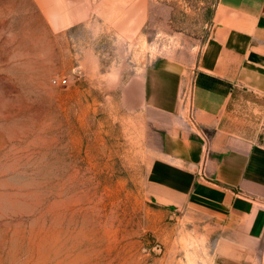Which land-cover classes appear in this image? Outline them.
<instances>
[{
  "label": "rangeland",
  "instance_id": "374dc122",
  "mask_svg": "<svg viewBox=\"0 0 264 264\" xmlns=\"http://www.w3.org/2000/svg\"><path fill=\"white\" fill-rule=\"evenodd\" d=\"M213 5L0 0V264H209L148 196L133 100L137 75L141 97L149 66L201 44Z\"/></svg>",
  "mask_w": 264,
  "mask_h": 264
},
{
  "label": "crops",
  "instance_id": "0c3cea01",
  "mask_svg": "<svg viewBox=\"0 0 264 264\" xmlns=\"http://www.w3.org/2000/svg\"><path fill=\"white\" fill-rule=\"evenodd\" d=\"M143 77L149 198L209 264H264V0H214L195 51Z\"/></svg>",
  "mask_w": 264,
  "mask_h": 264
}]
</instances>
